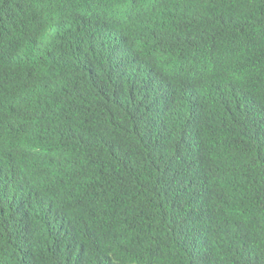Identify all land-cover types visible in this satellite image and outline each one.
<instances>
[{
  "label": "trees",
  "instance_id": "1",
  "mask_svg": "<svg viewBox=\"0 0 264 264\" xmlns=\"http://www.w3.org/2000/svg\"><path fill=\"white\" fill-rule=\"evenodd\" d=\"M0 264H264V0H0Z\"/></svg>",
  "mask_w": 264,
  "mask_h": 264
}]
</instances>
